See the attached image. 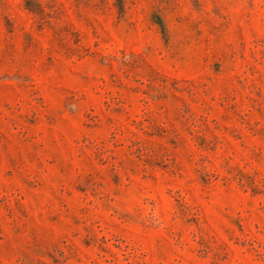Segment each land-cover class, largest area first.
I'll return each mask as SVG.
<instances>
[{
    "label": "rangeland",
    "instance_id": "rangeland-1",
    "mask_svg": "<svg viewBox=\"0 0 264 264\" xmlns=\"http://www.w3.org/2000/svg\"><path fill=\"white\" fill-rule=\"evenodd\" d=\"M0 264H264V0H0Z\"/></svg>",
    "mask_w": 264,
    "mask_h": 264
}]
</instances>
